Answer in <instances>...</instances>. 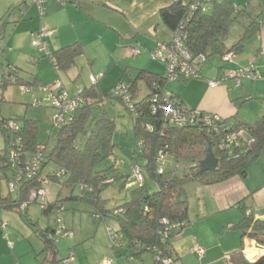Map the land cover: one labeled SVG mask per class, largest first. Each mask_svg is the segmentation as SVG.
Listing matches in <instances>:
<instances>
[{"label": "trees", "instance_id": "16d2710c", "mask_svg": "<svg viewBox=\"0 0 264 264\" xmlns=\"http://www.w3.org/2000/svg\"><path fill=\"white\" fill-rule=\"evenodd\" d=\"M32 1L44 15L45 0L40 4ZM206 3V10H203L196 0L175 1L160 10L162 24L173 33V38L176 35L181 36L184 48L191 54L193 61H197L195 78L181 77L178 81L171 82L167 78L166 64L158 60L165 64L164 73H155L148 68L133 69L136 73L125 85L130 102L113 92L108 95V98L122 102L134 116L136 146L131 148L132 153L128 155L131 160L130 170L138 166L144 177L142 185H134L136 187L131 191L130 200L123 206L108 209V201L102 197L105 187L111 183L118 182L120 188L126 189L134 186L129 183L132 172L129 176H121L115 173V165L108 169L98 168L110 160L116 161L115 149L119 145L114 141L115 119L107 111L105 97L97 81L79 92L83 102L71 114L69 122L60 128L53 149L49 148V143L45 144L39 140L37 121L25 120V124L19 126L17 132L9 133L3 130L5 149L0 151V172L8 185L16 178L21 168L26 167L31 156L42 153L43 160L38 173L32 179L25 178L18 185L15 196H12L13 192L8 196H0V208L27 215L29 206L36 202H29L26 209H22V205L28 202L32 190L45 188L49 182H57L62 189L68 187L71 190L64 199L60 198V193L55 201L42 205V214L47 217L58 212L54 229L48 227L41 233L37 232L45 241L46 250L50 254L43 264H65L71 256L58 258V238L55 235L60 226V211L65 209L67 203L89 206L95 221L115 219L119 229L110 233L112 247L119 251L120 255L126 256L129 262L143 264V256L151 253L155 264H164L165 259H171L174 264H183L174 254L172 239L181 236L190 226V204L187 197L177 199L178 194L191 183L211 186L236 176L245 178L250 165L260 160L264 150V112L255 122H248L239 117L223 118L214 113L188 108L180 95L168 90L169 83H189L202 79V68L210 58L219 56L224 61L230 53L236 55L243 52L247 43L264 27V0H261L260 12L255 15L249 11V4L240 8L231 0H206ZM8 19L9 12L3 16V23L0 24V59L5 51L2 41L6 36ZM235 23L242 24L244 30L241 37L228 47L226 39ZM46 48L48 52H42L51 60L57 72H67L76 67L78 58L84 54L83 46L78 41L54 51L49 50L48 45ZM135 51L137 53L132 55L141 54L140 50ZM20 71L12 62L7 61L4 65L0 61V100H5L1 90L10 85L34 88L39 83L38 77H35L33 82L26 81L21 77ZM253 98H241L239 107ZM262 102L264 104V99ZM181 108H186L194 117L182 125L171 123L170 113ZM208 115L218 118L213 117L208 121ZM9 121L1 116L0 128ZM241 130L244 135L232 146L233 154L228 155L220 147L221 140L227 134ZM80 136L86 137L83 147L76 146ZM207 140L219 163L214 171L200 173L199 161L206 157ZM13 151L20 155L12 159ZM166 155L173 157L177 162L188 160L191 163L190 170L182 176L177 175L176 171L164 170L159 173L160 158ZM51 164H54L56 169L46 172ZM75 185H79L81 190L78 195L74 193ZM246 200L245 198L239 203L243 218L234 229L241 232L242 242L244 239H250L264 247V221L253 216ZM229 255L231 264H264V255L255 261H249L243 253V246Z\"/></svg>", "mask_w": 264, "mask_h": 264}, {"label": "rangeland", "instance_id": "374dc122", "mask_svg": "<svg viewBox=\"0 0 264 264\" xmlns=\"http://www.w3.org/2000/svg\"><path fill=\"white\" fill-rule=\"evenodd\" d=\"M20 1L0 0V24L3 23L1 17L9 6ZM27 1L31 9L24 21L6 27V36L2 41V47L5 51L1 55L0 61L4 65L7 61H11L21 70L20 75L26 81L33 82L35 77L41 81L36 87L28 88L30 90L27 92H22L18 85H10L1 90L5 100H0V117H5L18 126H23L25 120L37 121L39 140L45 144L49 143V148L53 149L57 142L60 127L56 126L53 121V116L58 114V111L48 100V95L51 93L50 89L59 83L69 94H76L82 88L91 86L97 81L105 97L107 111L115 119L114 141L119 145L115 149L116 161L110 160L98 168L108 169L115 165V173H119L121 176H129L131 160L128 155L132 153L131 148L136 146L134 116L122 102L108 98V95L117 86L127 85L136 73L133 69L148 68L152 72L161 74L165 72V64L152 59L151 53L147 51L148 47L140 41L135 44V47L140 50L141 54L131 55L130 50H136L131 49V42L122 37L108 20L102 19L104 17L102 16L99 17L100 21L90 28L83 25L77 27L62 25L58 37L59 42L63 43L70 42L75 31H81L85 28L82 34L85 54L78 59V64L73 69L67 72H57L45 53L33 45L32 36L39 34L43 29H47L44 27L46 17L41 14L36 3L32 0ZM231 1L237 5L240 4L238 5L240 8L249 3L248 9L253 14L258 13L261 2V0ZM32 7L34 8L32 9ZM238 27H240L238 23L231 27L226 40L228 44V41L236 34ZM32 30H34L33 33ZM55 32V30H51V33ZM43 43L48 45L49 50L55 49V38L52 36L43 38ZM236 58L239 59L238 56H233L234 60L224 62L219 56L212 57L202 68V75L205 76V79L203 77L189 83H169L168 90L181 94L187 105L190 104L189 101L197 102L195 100L201 99L204 91L198 83L205 82L208 84L217 80L218 65L227 66L229 63L235 65ZM230 81L233 80L225 81L224 85ZM191 84L197 85L198 89L190 88ZM230 91H232V98H235L236 94H240L241 89L238 86L230 89ZM261 108V102L253 98L240 107V112L242 116H246L247 121L255 122L262 115ZM96 115L97 113H95ZM85 138L80 136L76 146L83 147ZM4 149L5 135L0 131V151ZM162 161L164 170L176 171L179 176L191 168V163L188 160L177 162L169 155H166ZM55 169L56 166L51 164L46 172ZM115 173L112 172V174ZM129 183L133 186L136 185L131 176ZM190 185H186L177 197L181 200L185 197L188 198L191 224L182 232L181 236L172 239L175 248L174 254L177 252L184 264H229L230 262L224 260L225 253L229 254L228 252L232 248L241 249L245 239L242 242L241 232L233 229L236 223L231 226L227 225L234 221V211L240 215L242 213L239 210H231L225 213L211 214L205 218L202 215L197 217V213L206 206V203L204 199H198L200 197L197 193L189 194L188 187ZM136 186L127 189L120 188L118 182L106 186L102 192V197L108 201L107 208L114 209L123 206L130 200L131 191ZM152 186L155 187L154 184ZM45 188L48 191L50 201H55L60 193L62 199L71 193L68 187L62 189L57 182H49ZM74 193L75 195L81 193L79 185L74 186ZM8 195H10L9 185L0 172V196ZM12 196H15V193ZM26 213L27 215H22L18 211L0 208V264H43L45 259L50 256L46 250L45 241L37 232L41 233L48 227L54 229L58 212L47 217L42 214V205L36 202L29 206ZM60 219L63 225L73 232V237L58 238L56 242L58 258H68L71 255V264H104L105 261H111L112 264H137L136 262H129L126 256L120 255V252L112 247L110 233L119 229V224L115 219L108 218L105 222L95 221L89 206L71 203H67L65 209L60 211ZM194 247L213 252L210 257L204 256V254L201 261L191 253ZM143 264H155L153 254L146 253L143 256Z\"/></svg>", "mask_w": 264, "mask_h": 264}, {"label": "crops", "instance_id": "0c3cea01", "mask_svg": "<svg viewBox=\"0 0 264 264\" xmlns=\"http://www.w3.org/2000/svg\"><path fill=\"white\" fill-rule=\"evenodd\" d=\"M26 1L27 0H21L16 4L10 5L1 18H3V16L9 12L8 25L15 24L14 22L19 23L24 21L28 11L31 9L28 1ZM45 1L46 2L43 3V16L46 17L44 20V27H47V30L50 32L51 30L56 31L51 35L53 38H55L56 46L54 50L72 44L76 41L82 44L84 50V38L82 34L84 33L85 28H83L81 31H75L73 34V39L66 43L59 42V29L63 24L72 27L83 25L86 28H90L91 26H95V24L100 21L99 17L104 16L102 19L108 20L110 25L114 27L122 37L131 42V49H136L135 44L139 43L140 41L143 42L144 45L146 44V47H148L147 51L151 53V50L155 49L159 44L169 43L173 40V33L162 24L160 10L172 5L175 1L179 0H132L131 3H127L124 0H75L74 3H63L60 0H51V2H48L49 0ZM180 1L188 2L190 0ZM248 4L249 3H247L245 6ZM33 8L34 7H32V9ZM258 8L259 13L261 10V2L259 3ZM238 24L240 27L236 29V34L228 41L229 44L226 41L228 47H231L243 33V25L240 23ZM33 32L34 30H32V33ZM130 52L132 55L131 50ZM235 56L239 57V59L236 58L235 65L233 63H229L227 66L218 65L216 79L218 80L224 76L226 72L248 66L251 67L255 73H257L258 79L248 80L244 78L242 79L241 83L238 84L235 79L231 78L228 80L233 81L225 83L226 85L223 83L218 87H211L209 83L208 85L205 82L198 83L204 90L203 96L201 99L195 100L197 102L189 101V105L186 104L181 94H178L177 92L188 108L214 113L223 118L231 119L233 117H239L242 120H246V116H242L240 112V99L243 97L247 98L252 96L254 99H257L261 102L262 108L260 110L263 114L264 104L262 100L264 99V27H262L256 37L252 38L247 43L245 50L239 54H236ZM221 70L224 72L222 73ZM203 77L205 79V76ZM195 86L197 87V85L191 84L190 88L197 90L198 87L196 88ZM238 86L241 89V92L238 95L236 94L235 98H232V91H230V89L237 88ZM81 90H79V92ZM79 92L70 95L76 96L79 94ZM197 184L198 183H191L193 187H190L191 185L188 187L189 194L192 192L197 193L200 197L198 199H204L206 203V206L197 213V217L202 215V217L205 218L211 214L225 213L231 210L240 211L238 207L239 203L246 198V205L253 216L256 219H264V150L261 153L260 160L255 161L250 165L245 178L236 176L226 182L211 186ZM242 218L243 216L240 215V213L234 211L233 219L235 222H229L227 226H231L233 223H236L233 226L234 229V227L242 220ZM255 244L256 242L250 239H245L244 241L243 253L249 261H255L264 255V251L257 249ZM236 249L232 248L228 253L231 254L235 251H238V248ZM212 252L213 251L206 249L204 256L210 257ZM175 253V255L181 259L179 254L177 252ZM226 253L224 260H226V255H229ZM202 260L203 258L201 261Z\"/></svg>", "mask_w": 264, "mask_h": 264}, {"label": "built area", "instance_id": "2783aa9c", "mask_svg": "<svg viewBox=\"0 0 264 264\" xmlns=\"http://www.w3.org/2000/svg\"><path fill=\"white\" fill-rule=\"evenodd\" d=\"M39 4L42 0H35ZM198 5H201L203 10L208 9V5L206 0H196ZM52 33L47 29H43L40 31L39 34L33 36V45L39 48L41 51L48 52L46 48V44L43 43V38L47 36H51ZM137 53V51H132V54ZM235 56L233 53H230L224 58V61L229 62ZM153 59H157L162 61L166 64V73L167 78L171 81H178L179 78L183 77L184 79L195 78L198 70L197 61H193L191 54L188 52L186 48H184L183 43L181 41V36L176 35L173 38L170 44L161 43L159 44L155 50L152 52ZM235 79L238 84L241 83L242 79L246 78L248 80H257L258 75L253 71L251 67H244L237 69L236 71H229L226 72L224 76L219 78L218 80L211 81L209 84L211 87H218L221 86L225 81L228 79ZM30 87L21 86L22 92H27ZM51 93L48 95V100L51 101L52 106L58 111V114L53 116L54 124L58 127H62L67 124L70 120L71 114L75 112V110L82 104L83 100L79 97V95L71 96L68 94L67 91L63 89V87L57 83L51 89ZM114 94L120 95L124 98L126 102H130L129 95L126 94V87L125 86H117V88L113 91ZM194 117L186 108L177 109L170 113V122L176 125L185 124ZM213 117L218 118L217 116L208 115L206 118L208 121H211ZM1 117H0V124H1ZM3 130L9 133L17 132L19 130V126L9 121L3 128H0V131L3 133ZM244 135V131H237L233 133L227 134L220 143V147L224 149L228 155L233 154V145L239 141ZM19 143V141H17ZM20 153L17 151H13L11 153L12 159L14 157H18ZM164 157L161 156L160 164H159V173H163L164 171V163L162 161ZM43 160L42 153H36L29 159L25 168H21V170L16 175V178L9 183V190L10 192H17L18 185L23 182L26 178L32 179L39 171L41 163ZM132 177L134 179V183L136 185H142L144 177L141 173V170L138 166H134L131 168ZM48 191L46 188L35 189L30 192L28 202L22 205V209H26L28 207L29 202H39L41 205L48 203ZM58 226L56 230V238H71L73 237V232L68 231L64 225H62V220L59 218ZM177 227L179 225H176ZM112 234V233H111ZM191 253L194 254L196 257L201 259V257L205 254V250L200 247H194L191 250ZM226 260L230 262V255H226ZM65 264H71V257H69ZM104 264H112L111 261H105ZM164 264H174L171 259H165ZM180 264V263H177Z\"/></svg>", "mask_w": 264, "mask_h": 264}, {"label": "water", "instance_id": "95a60500", "mask_svg": "<svg viewBox=\"0 0 264 264\" xmlns=\"http://www.w3.org/2000/svg\"><path fill=\"white\" fill-rule=\"evenodd\" d=\"M181 2V1H179ZM218 159L213 153L212 147L210 145L209 140H207V150H206V157L205 159L199 161V167H200V173L208 172V171H214L218 166ZM264 221V219H262ZM256 248L264 251V247L255 244Z\"/></svg>", "mask_w": 264, "mask_h": 264}]
</instances>
